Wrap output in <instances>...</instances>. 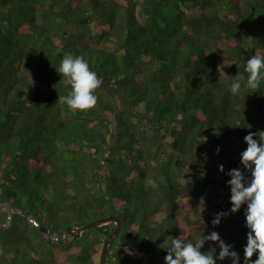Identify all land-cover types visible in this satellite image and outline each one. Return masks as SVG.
<instances>
[{"label":"trees","instance_id":"16d2710c","mask_svg":"<svg viewBox=\"0 0 264 264\" xmlns=\"http://www.w3.org/2000/svg\"><path fill=\"white\" fill-rule=\"evenodd\" d=\"M65 53L103 78L91 111L58 102ZM255 53L264 0H0V225L16 209L0 227V264H99L116 223L66 241L36 223L63 238L108 215L121 225L106 264H164L173 237L212 231L243 264V207L211 220L231 207L226 173L244 136L264 130V82L229 90Z\"/></svg>","mask_w":264,"mask_h":264},{"label":"clouds","instance_id":"9594fccd","mask_svg":"<svg viewBox=\"0 0 264 264\" xmlns=\"http://www.w3.org/2000/svg\"><path fill=\"white\" fill-rule=\"evenodd\" d=\"M238 69L241 67L237 64ZM67 82L70 90L66 95H59L58 102L66 105L72 113L88 112L95 109L100 97L98 90L103 85V78L92 69L89 61L83 55L65 53L59 66L55 67ZM243 71L233 77L230 84L232 95H239L241 89L255 93L264 82V54L255 53L246 60ZM246 148L239 153L240 167L230 169L226 175L230 177L226 184L229 187V203L227 211L214 213L211 220L213 227L220 224L222 218L237 213L243 207L245 218L246 243L243 246V264H264V130L248 132L244 136ZM220 146H217V154ZM218 170L224 173V165L219 164ZM202 176L204 174H201ZM151 187L158 189L153 182ZM181 232L185 231L180 227ZM206 242H215L219 248L216 251H203ZM164 264H217L218 261H230V264H241V255L233 244L226 243L219 232L204 233L194 241L184 236H175L165 249ZM255 256V259L253 257Z\"/></svg>","mask_w":264,"mask_h":264},{"label":"water","instance_id":"95a60500","mask_svg":"<svg viewBox=\"0 0 264 264\" xmlns=\"http://www.w3.org/2000/svg\"><path fill=\"white\" fill-rule=\"evenodd\" d=\"M15 210L16 209L14 208L10 210V213L7 217L6 222L0 225L1 228L6 227L7 223L9 222V219L11 218L12 213L15 212ZM23 214L27 216L30 220H33V218L29 215L28 212H23ZM109 222L116 223V226L111 231V233L105 238L102 244L99 264H106V255H107L108 246L115 241L120 231L121 222L117 215L103 216L100 218L92 219L78 226L68 227L64 232L63 238L59 237V235L56 232L47 228L45 225H41L38 223H36V225H37L38 230L43 232L48 238L53 239V240H65L66 241L69 238V236L77 238L82 234L83 231L89 228L95 227V226H101Z\"/></svg>","mask_w":264,"mask_h":264},{"label":"rangeland","instance_id":"374dc122","mask_svg":"<svg viewBox=\"0 0 264 264\" xmlns=\"http://www.w3.org/2000/svg\"><path fill=\"white\" fill-rule=\"evenodd\" d=\"M10 220V219H9Z\"/></svg>","mask_w":264,"mask_h":264}]
</instances>
